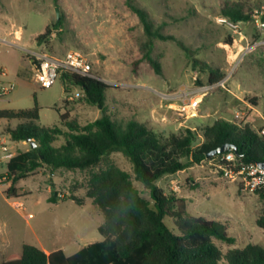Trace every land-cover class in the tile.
I'll return each mask as SVG.
<instances>
[{
	"label": "rangeland",
	"instance_id": "374dc122",
	"mask_svg": "<svg viewBox=\"0 0 264 264\" xmlns=\"http://www.w3.org/2000/svg\"><path fill=\"white\" fill-rule=\"evenodd\" d=\"M136 1L152 22L164 24L163 32L178 40L154 41L153 55L162 66V76L143 59L149 39L125 0H0V90L10 89L0 100V110L37 105L38 125L65 133L71 122L85 126L100 118L103 109L87 103L85 93L68 100L66 89L74 97L81 88L65 85L62 76L48 89L35 79L37 54L62 58L78 51L91 63L93 75L112 87L107 92L108 114L118 121H138L160 140L197 130L196 149L204 142L203 130L218 120L248 125L256 132L264 129V25L258 21L264 15V0ZM227 7H239L251 16L240 22L238 33L224 21L222 11ZM47 28L52 34L39 42L38 36ZM206 65L225 76L233 73L232 78L225 87L211 85ZM1 70L7 75L2 76ZM237 113L242 119L235 118ZM18 124L0 120V137L7 140L14 155L31 148L27 141L12 140L10 130ZM65 141L61 136L54 146ZM110 159L151 200L136 180L130 160L121 153H113ZM12 180L7 162L1 163L0 264L10 254H20L25 244L72 255L104 240L98 230L104 215L88 197L90 171H53L45 166L19 180L16 195L8 198L4 192ZM156 184L167 195L184 199L188 214L227 226L236 244L216 241L223 252L251 243L264 247V229L256 223L264 200L239 181L224 177L214 161L166 175ZM52 196L59 198L58 203L50 202ZM166 222L174 228L172 219Z\"/></svg>",
	"mask_w": 264,
	"mask_h": 264
},
{
	"label": "trees",
	"instance_id": "16d2710c",
	"mask_svg": "<svg viewBox=\"0 0 264 264\" xmlns=\"http://www.w3.org/2000/svg\"><path fill=\"white\" fill-rule=\"evenodd\" d=\"M125 4L138 16L149 39L143 59L162 76V66L153 55L154 41H178L177 38L163 32L164 24L152 22L136 0H125ZM222 15L235 23L251 20L239 7H227ZM260 20L264 24V15ZM51 34V29L47 28L37 40L41 42ZM179 44L189 52L181 42ZM138 66L139 62L135 63V67ZM206 69L210 70L211 85L225 76L210 65H206ZM62 78L65 85L83 89L86 102L103 109L102 116L85 126L71 122L67 125L69 132L65 133L57 127L38 125L40 108L37 105L27 110H0V120L19 122L17 128L10 130L12 140L28 141L31 146L29 151L8 161L7 171L13 180L4 193L8 198L15 196L17 182L45 166L53 171H90L88 197L104 215V222L98 228L104 240L91 243L72 255L63 250L46 253L37 246L25 244L20 254H10L2 264H264V247L258 244L223 252L216 241L236 244L227 226L188 214L184 199L167 195L156 184L166 175L205 161L219 162L229 153L235 155L238 163H264V136L260 132L248 125L218 120L203 130L204 142L196 149L193 145L199 135L197 130L187 129L184 134L160 140L146 125L135 120L118 121L108 114L107 92L112 87L107 83L71 73H64ZM61 118L67 119L66 115ZM61 136L65 137V143L54 146ZM225 144L236 150L208 158L209 153ZM113 153H121L130 160L136 180L148 190L151 200L143 196L127 171L111 161ZM184 159L187 162H183ZM101 165L104 167L96 170ZM256 193L264 200L263 192ZM58 201L57 196L50 198L51 203ZM168 218L173 220L174 228L167 224ZM256 223L264 229V209Z\"/></svg>",
	"mask_w": 264,
	"mask_h": 264
},
{
	"label": "built area",
	"instance_id": "2783aa9c",
	"mask_svg": "<svg viewBox=\"0 0 264 264\" xmlns=\"http://www.w3.org/2000/svg\"><path fill=\"white\" fill-rule=\"evenodd\" d=\"M224 21L235 33L239 32L240 22L235 23L227 18L224 19ZM33 65L36 82L44 89L51 88L64 73H71L80 77H90L99 80L93 75L92 65L89 60L78 51H69L62 58L41 52L33 59ZM1 74L2 76L7 75L4 70H1ZM232 75L233 73L227 74L219 83L215 84V86L225 87V84L229 82ZM9 92L10 89L0 90V100ZM84 93V90L81 89V93H77L73 97L70 92H67L68 100H73L74 98L79 99L83 97ZM235 118L242 119V114L237 113ZM260 134L264 136V129L260 131ZM14 156L11 148L7 145V140L0 137V164L3 162L8 163ZM224 162L226 164H223ZM215 167L224 177L234 182L239 181L245 189L252 192L264 193V169L259 167V163H238L235 155L229 153L222 157L219 162L216 161ZM30 217H33V215L30 214Z\"/></svg>",
	"mask_w": 264,
	"mask_h": 264
},
{
	"label": "water",
	"instance_id": "95a60500",
	"mask_svg": "<svg viewBox=\"0 0 264 264\" xmlns=\"http://www.w3.org/2000/svg\"><path fill=\"white\" fill-rule=\"evenodd\" d=\"M259 22H261V20H258ZM28 142V141H27ZM236 150V148L230 144H225L221 147H219L218 149L212 151L211 153L208 154V158H211L215 155H219V154H223V153H227L229 151H234ZM259 167L261 169H264V163H259ZM55 194V193H54Z\"/></svg>",
	"mask_w": 264,
	"mask_h": 264
},
{
	"label": "crops",
	"instance_id": "0c3cea01",
	"mask_svg": "<svg viewBox=\"0 0 264 264\" xmlns=\"http://www.w3.org/2000/svg\"><path fill=\"white\" fill-rule=\"evenodd\" d=\"M40 249H42V250H44L46 253H50V252H52V251H55V250H51V249H49V248H46L44 245L43 246H40L39 247ZM64 251V250H63ZM65 252V251H64Z\"/></svg>",
	"mask_w": 264,
	"mask_h": 264
}]
</instances>
